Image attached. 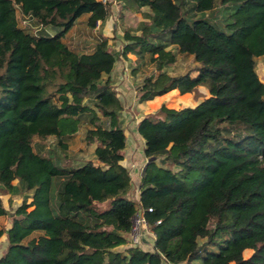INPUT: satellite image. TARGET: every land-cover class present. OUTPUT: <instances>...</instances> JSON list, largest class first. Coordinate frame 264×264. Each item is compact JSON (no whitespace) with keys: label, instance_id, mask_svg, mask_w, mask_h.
Listing matches in <instances>:
<instances>
[{"label":"trees","instance_id":"obj_1","mask_svg":"<svg viewBox=\"0 0 264 264\" xmlns=\"http://www.w3.org/2000/svg\"><path fill=\"white\" fill-rule=\"evenodd\" d=\"M190 1L197 11L229 3L233 19L225 30L207 18L189 21L184 0H117L120 15L141 11L146 19L126 29L121 51L102 36L85 52L63 37L83 14L91 25L104 21L108 1L0 0V194L22 197L10 226L0 228V264H264V82L256 67L257 57L264 62V0ZM17 10L40 30L23 27ZM127 51L136 54L135 80L146 62L158 69L138 77V102L183 86L195 97L198 85L209 92L194 105L162 103L138 120L150 159L137 200L121 162L124 105L109 76ZM179 54L192 55L194 66L162 69ZM69 119L88 123L83 139L95 143L97 163L67 164L64 154L36 147L35 136H54L66 152L75 131L63 130ZM137 203L155 233L151 248L126 235ZM7 213L0 199V215Z\"/></svg>","mask_w":264,"mask_h":264},{"label":"rangeland","instance_id":"obj_2","mask_svg":"<svg viewBox=\"0 0 264 264\" xmlns=\"http://www.w3.org/2000/svg\"><path fill=\"white\" fill-rule=\"evenodd\" d=\"M108 1L111 5L113 4L112 8L110 6V15L108 16L109 18V31L106 32L108 33V35L106 36L108 38V44L114 51H121L122 49V41H120L121 38L124 37V34L126 33V28L128 27L129 24H131L130 26L133 27V25L135 24L134 20H124V14L123 15H119V9L118 6L117 8L114 6V2L113 0H106ZM192 2L190 0H184V2L182 3V9H183V13L186 16V18L191 21L192 19L196 18V17H200V18H207L208 20H211L213 22H215L216 25H218V27L220 28H224L225 30L227 29V23L232 21L233 17L230 15L231 12L233 11V7L230 6V4H225L222 5L219 2L216 3L215 7L212 10L209 11H197V10H193L190 8ZM147 8V7H146ZM114 10V11H113ZM113 15H112V14ZM17 17L19 20V23L27 28L28 30L32 31V32H38L40 30V26L38 25V23L30 18V17H26L24 15L21 14V12L19 10H17ZM111 17V18H110ZM135 19V18H134ZM117 23V26H114V23ZM129 30V29H128ZM56 29H54L51 26H46L45 27V32L48 33H53L55 32ZM132 32L131 30H129V33ZM110 33H113V35H111ZM102 36H105L103 33H100V28L96 27L95 25H91L88 20H87V14H83L81 15L77 21L75 22L74 26H72L71 29H69L63 39L69 44L71 45L75 50L78 51H90L95 42L100 39ZM110 38L112 39V41H109ZM115 45L117 46L118 49H116ZM121 54V53H120ZM181 57L177 58L176 62H174L172 65H169L168 68H165V70H170L173 73H177V72H182L184 70H186L187 68H191L194 66V61L192 58V55L190 54H180ZM118 59L121 60V66L122 68H120V70L118 71V75H116V84H117V91L120 92V94L123 97V91L122 89H124V85L122 84V81L124 79L127 80H135V75L131 73V67L133 65L131 64H127L124 65V58L120 57V55L118 56ZM257 63H256V67H257V72L259 74V77L261 78V80L264 82V62L262 60L261 57H257L256 59ZM126 66V72H124ZM140 70H138V75L136 77H139L140 75L142 76L143 74H149V73H153V72H157V68L155 66L154 63H150V62H146L144 64L141 65V67L139 68ZM156 70V71H155ZM197 74V70L193 69L190 72V77H193ZM107 74H105L106 76ZM133 80V81H134ZM141 81V78L136 79L135 82H133V84L135 83L134 88L136 89V82ZM187 83H184V85H186ZM203 87L205 89H207L206 86L203 85ZM186 86H183L182 90L178 93V95L173 94V95H163L161 97H163L162 100L160 101H156L153 102L151 100H146L145 102H141L140 104H138L136 102L137 99L133 100L131 98H129V100L124 101L123 98V110L121 115L119 116V122L120 124L125 128L126 133L128 134L129 138H132L134 131H136V133L139 135L137 129H134V123L135 121L138 119H140L144 114L148 113V112H154L158 109V107L163 103L165 104L167 107H180V106H185V105H192L196 102V100L200 97L203 96L202 91H205L204 88L200 87L199 85L196 87V91L198 92L197 96H194V92L193 91H189L187 89H185ZM173 98H172V97ZM180 97V98H179ZM179 98V99H178ZM88 105H91V100L87 101ZM102 124L107 126L109 124L108 122V118L107 117H102L101 118ZM75 127V131H73V134L70 135L68 137V149L67 151H62L60 149L59 144L57 143V139L54 136H48L45 139H40L37 138L36 136L34 137V143L36 145V147L38 148L40 146V150L42 151H51L53 153H56L58 155H63L67 158L66 163L67 164H71V163H75L78 164L80 162H83L84 160H92V161H97L96 160V156L94 154V145L95 143H87L84 139V133L86 131V128L88 126V123L86 122H77L74 120H65L62 122V128L64 131H68L69 127ZM137 150L139 151V157L142 154V151L138 148H140V144L136 145ZM63 156V157H64ZM160 158L161 156H157L154 158V160L157 163H160ZM60 161H58L59 164L65 165L64 162L61 161V159H59ZM166 167H171V168H176L175 165H173L171 162L170 163H165L164 164ZM145 167V166H144ZM144 172V169H143ZM13 181H16V179H14ZM129 196L136 199L137 200V188L136 185L133 186V189L130 190L129 192ZM2 204L7 208L8 213L7 214H1L0 215V228L1 229H5L6 227L9 226V218H8V214L9 213H15V212H19L21 205H22V199L20 196H15V198H12L9 200V203L6 202L7 196L6 195H2V197L0 198ZM31 200V198L27 197V203H29ZM106 204V202L99 204V207H104ZM32 206H28V208H31ZM107 229L110 226H105ZM128 234V232L126 233V235ZM5 231L2 230V234L0 236V254L5 250ZM125 244H121L118 245V247H114V248H124ZM147 246V245H146ZM210 246V245H209ZM144 247V246H143ZM149 247V245L147 246ZM252 252V249L247 248L243 251V255L245 257L249 256L250 253ZM201 259L200 258H196L192 261V264H200ZM164 264H169L167 262H165Z\"/></svg>","mask_w":264,"mask_h":264},{"label":"crops","instance_id":"obj_3","mask_svg":"<svg viewBox=\"0 0 264 264\" xmlns=\"http://www.w3.org/2000/svg\"><path fill=\"white\" fill-rule=\"evenodd\" d=\"M113 2L115 3L114 6L117 8L118 4H117V0H113ZM111 8L113 6V4L111 5ZM142 10L144 11H148L149 9L146 8V6H143L142 7ZM114 11V10H113ZM112 14V13H111ZM110 15V13H109ZM113 15V14H112ZM120 15V14H119ZM111 18V17H110ZM135 18V19H134ZM142 19H146L142 16V12L139 11V12H135V13H131V12H125L124 13V20H134L135 24L133 25V27L137 24L138 21L142 20ZM109 18L107 17L104 21H99V22H96V27L100 28V33H103L105 36L108 35V32L110 29H109ZM114 26H117V23L115 22L113 24ZM131 24H129L128 27H125L126 29L128 28H132L130 26ZM74 26V25H73ZM136 33H139V30L136 31ZM111 35H113V33H110ZM114 36V35H113ZM109 41H112V39L110 38ZM120 41H122V44L121 46L123 47L126 40L124 38H121ZM109 45V44H108ZM113 46V45H112ZM111 46V47H112ZM114 47V46H113ZM116 49L117 46L115 45ZM168 48H171V46L169 45ZM122 49V48H121ZM120 57H123L124 58V65H127V64H131V65H134L135 63V58H136V54L132 51H127L126 53H121L120 54ZM181 57L180 54L178 55L177 58ZM121 60L117 59L116 60V63L113 67V69L111 70L109 76H110V80H111V84L114 85L115 89L117 90V84H116V75H118V71L120 70V68H122V66L120 65L121 64ZM173 63H170L168 65H165L162 69H165V68H168L169 65H172ZM156 71V70H155ZM158 71V70H157ZM169 73H173L171 72L170 70H167ZM124 72H126V66H125V69H124ZM198 72V71H197ZM136 79H139L138 77ZM134 80V78H133ZM127 80V79H124L122 81V84L124 85V89H122L123 91V97L122 95L120 94V92L117 91L118 95L120 96V98L122 99V102H123V98H124V101H127L129 100V98L135 100L137 99L136 97V89L134 88L135 86V83L133 84V82H135V80ZM200 87L204 88L203 85H199ZM175 88H173L172 90H174ZM205 91H202L203 93V96H207L209 94L208 92V89H205ZM164 94H159V95H156L154 96V98L152 99H149L153 102H156V101H160L162 99L159 97V96H163ZM202 96V97H203ZM172 97V96H171ZM202 97L198 98L196 100V102L201 99ZM173 98V97H172ZM180 98V97H179ZM178 98V99H179ZM136 102L138 104H140L141 102H138L136 100ZM196 102L194 104H196ZM192 104V105H194ZM138 122V119L135 121L134 123V129L136 128V124ZM124 133L126 135V146L124 147L123 149V155H124V158L123 160L121 161L122 164L124 166L127 167L128 171H129V174H130V177H131V181H132V188L131 190L133 189V186L136 185V188H137V198H138V193H139V190H138V183H139V180L141 178V175L143 174V169H144V166L146 164V162L150 159L149 157L145 156L144 153H143V145H144V140L143 138L140 136V134L138 135L136 133V131H134L133 133V136L132 138H129L128 134L126 133V131L124 130ZM137 144H140V149L142 151V154L141 156L139 157V151L137 150V147L136 145ZM95 163H97V161H94ZM14 183L16 181H13ZM2 195H6L7 196V199H6V202L9 203V200H10V193H3V194H0V198L2 197ZM21 197V196H20ZM15 198V196L13 197ZM22 198V197H21ZM28 198H31V196H28ZM4 206V205H3ZM5 207V206H4ZM6 208V207H5ZM7 209V208H6ZM9 226H10V222H9ZM8 226V227H9ZM7 228V227H6ZM6 236V235H5ZM149 245V247L147 246ZM144 245V248H151L152 247V243L150 241V243ZM165 262H163L164 264ZM169 263V262H167ZM169 264H172V263H169Z\"/></svg>","mask_w":264,"mask_h":264},{"label":"built area","instance_id":"obj_4","mask_svg":"<svg viewBox=\"0 0 264 264\" xmlns=\"http://www.w3.org/2000/svg\"><path fill=\"white\" fill-rule=\"evenodd\" d=\"M102 1L106 2V0ZM99 21L100 19H97L96 22ZM147 210L150 211L151 207H147ZM159 221L160 220L157 219L154 224L158 223ZM127 237L129 243L142 247L150 243V241L152 242V240L155 238L154 230L152 229V226L146 217V210L140 203H137L136 209L132 215Z\"/></svg>","mask_w":264,"mask_h":264}]
</instances>
